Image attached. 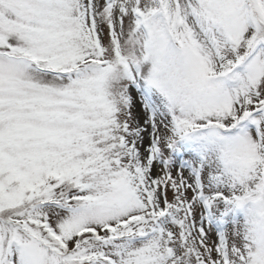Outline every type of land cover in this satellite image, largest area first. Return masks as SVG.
Returning a JSON list of instances; mask_svg holds the SVG:
<instances>
[{
	"label": "snow or ice",
	"instance_id": "1",
	"mask_svg": "<svg viewBox=\"0 0 264 264\" xmlns=\"http://www.w3.org/2000/svg\"><path fill=\"white\" fill-rule=\"evenodd\" d=\"M0 264H264V0H0Z\"/></svg>",
	"mask_w": 264,
	"mask_h": 264
}]
</instances>
